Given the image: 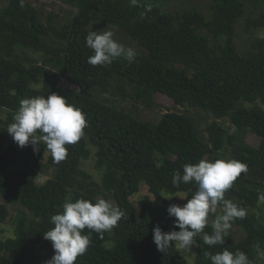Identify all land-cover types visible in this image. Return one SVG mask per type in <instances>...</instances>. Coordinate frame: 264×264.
<instances>
[{"label": "trees", "instance_id": "trees-1", "mask_svg": "<svg viewBox=\"0 0 264 264\" xmlns=\"http://www.w3.org/2000/svg\"><path fill=\"white\" fill-rule=\"evenodd\" d=\"M57 1L78 10L62 27L52 15L43 22L29 0L24 7L20 0L0 2V225L20 207L15 237L0 238V264H38V246L47 243L53 249L44 233L54 227L51 217L62 213L63 203L79 199L95 203L102 191L125 217L102 238L94 230H82L90 235L91 244L74 264H186L174 242L162 253L153 241L157 226L164 232L180 230L168 207L156 205L149 195L138 201L133 197L144 184L157 199L163 193L184 192L186 204L197 185L193 181L174 187L172 178L176 171L183 175L186 164L201 159L247 164L248 172L225 192V199L247 214L231 222L242 228L240 239L231 230L223 245L204 244L203 233L195 237L198 253L193 264H212L205 253L224 249L244 252L253 264H261L264 39L253 42L248 52L239 50L236 39L239 20L245 21L247 31L264 29V0H209L208 15L190 0L172 11L162 6L169 0L161 4L137 0L136 5L131 0ZM94 21L121 31L146 53L136 52L131 63L118 58L106 66L89 64L94 52L86 46V37ZM29 51L40 59L30 58ZM128 88L136 103L151 106L155 96L162 95L177 107L210 115L214 120L206 128L207 139L186 113L167 111L151 121L118 107L115 93L127 97ZM52 93L82 109L87 121L84 135L66 145L68 155L59 163L43 143L35 150L31 144L21 148L7 132L22 99ZM225 119L233 132L220 124ZM249 135L258 143H250ZM92 155L100 183L83 167ZM44 169H53L54 176L38 184V171ZM217 211L223 214L221 208ZM203 232L212 234L210 221Z\"/></svg>", "mask_w": 264, "mask_h": 264}, {"label": "clouds", "instance_id": "clouds-1", "mask_svg": "<svg viewBox=\"0 0 264 264\" xmlns=\"http://www.w3.org/2000/svg\"><path fill=\"white\" fill-rule=\"evenodd\" d=\"M131 2L133 5L137 4V0ZM20 6H25V0H20ZM113 37L114 33L110 30L91 31L87 35L86 46L94 52V55L88 58L89 64L106 66L118 58L126 59L129 63L135 59V50L125 47ZM13 120L7 132L14 141L21 148L31 144L34 150L43 143L56 163L66 158V145L78 142L87 125L82 109L56 93L47 97L22 99ZM247 172V164L235 159H201L197 164H186L183 175L176 171L172 178L174 187H179L182 182L194 181L198 190L183 206L171 204L168 207L169 215L176 218L175 225L180 230L164 232L159 226L155 227L153 241L157 250L165 253L174 242L177 249L191 252L192 247L196 245L195 237L202 233L204 244L223 245L231 222L236 218L243 219L247 214L245 209L225 199V192L233 186V182L241 173ZM258 200L264 203V194L259 195ZM218 207L223 214L213 221L212 234L204 233L209 214H216ZM62 209V213L51 217L50 222L54 227L44 233V238L52 242L55 251L47 264H74L78 256L85 254L91 244L90 235L82 234V230H94L102 238L105 231H112L125 217L122 209L104 198H96L95 203L86 199L66 201ZM205 255L212 264H253L248 256L239 250L233 253L224 249L214 255Z\"/></svg>", "mask_w": 264, "mask_h": 264}, {"label": "rangeland", "instance_id": "rangeland-1", "mask_svg": "<svg viewBox=\"0 0 264 264\" xmlns=\"http://www.w3.org/2000/svg\"><path fill=\"white\" fill-rule=\"evenodd\" d=\"M9 0H0V2L3 5H6ZM33 6L35 7L36 11L38 12L39 16L41 17L43 22H47L48 18L52 15L54 16L55 24L57 27H62L66 23L70 21V19L73 18L74 15L78 13V10L75 8L68 6L66 4H63L62 2H59L57 0H29ZM162 0H156L158 4H161ZM183 0H169V2H162V6H164V9L166 11H172L175 9H178L182 5ZM192 1V4H195L197 7L201 9L203 13L208 15V6L210 4L209 0H190ZM188 1V4L191 5V2ZM164 3V4H163ZM89 29L91 31H103V30H110L114 33V39L118 41L119 43L123 44L125 47H129L135 50V52H141L145 51V49H141L135 42L128 39L121 31L107 25L106 23H102L101 21H94ZM263 38L264 39V29H252L247 31L246 30V24L244 20H239L237 25V44L240 51L248 52L250 45L255 42L257 39ZM30 58L33 59H40L39 55H35L32 52H28ZM139 55V54H136ZM181 67V66H178ZM190 73V71H189ZM62 83L65 85H68V83L61 79ZM127 97H121L118 93H115V98H117L118 102L116 101V105L123 106L127 110H132L135 115H138L142 119L145 120H154L158 121L162 114H164L167 111H173V112H179V113H186L189 116H191L197 123L198 129L201 133V136L204 139H207V133L206 128L210 123L213 122V118L197 109L192 108H184V107H177L175 106L174 102L170 99H168L165 96L162 95H156L154 98V101L151 106H147L146 104H143L141 102H137L133 99V91L131 88H128ZM110 95V94H109ZM110 97L114 98L112 95ZM220 124L224 125L226 128H231V131L233 132L235 129L232 127L229 119L225 120H219ZM10 140H14L12 136L10 135ZM248 140L250 143H258V139H256L254 136L249 135ZM10 141L5 145V148H7V145H9ZM4 148V149H5ZM50 153L46 154V158L49 157ZM225 158H229V155H227ZM46 163V160L43 162V164ZM95 156L92 155L91 158L88 161L84 162V169L94 178V180L97 183H100V174L95 169ZM54 176V170L53 169H44L42 171H38L37 174V182L38 184H43L49 177ZM151 196L154 203L158 206H166L169 207L171 204H178L182 206L184 204L185 199L187 198V194L184 192H179L176 194H169V193H163L162 197L157 199L153 195L150 194L148 187L144 184L141 186L140 193L133 197L134 201H138L140 198L144 196ZM99 198H104L110 202H112L115 205V202L113 198L107 194L105 195L102 191ZM3 202V200L0 198V204ZM261 213L262 218L259 219V225L264 226V207ZM20 207L14 208L11 210V217L7 220L6 223L0 225V238L7 239V238H13L15 237V221L17 219V216L19 214ZM219 215V212L217 211L216 216L214 214H209V221L213 223V221L216 219V217ZM231 230L234 235L240 239L244 234L242 231V228H238L236 226L231 225ZM228 230V232H229ZM182 254L183 261L186 264H193L196 258V255L198 253V247L194 245L192 247L191 252H185L183 250H180ZM54 256V252L52 249V246L47 243H41L40 246H38V264H47V261H49ZM259 260L261 264H264V258L259 257Z\"/></svg>", "mask_w": 264, "mask_h": 264}]
</instances>
